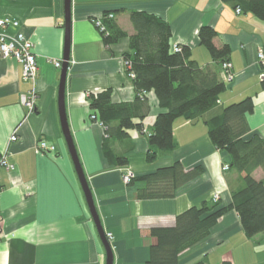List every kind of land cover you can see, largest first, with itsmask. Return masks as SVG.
Segmentation results:
<instances>
[{
	"label": "crops",
	"instance_id": "obj_1",
	"mask_svg": "<svg viewBox=\"0 0 264 264\" xmlns=\"http://www.w3.org/2000/svg\"><path fill=\"white\" fill-rule=\"evenodd\" d=\"M132 11L166 21L171 45L188 47L192 60L202 67H214L224 81L220 63L212 61L198 39L200 27L213 28V45L229 47L233 72V80L224 81L226 89L219 96V105L251 97L254 110L246 116L247 123L251 134L264 139V64L257 58L264 51V21L249 13H236L220 0H71L65 112L101 226L105 234L112 235V264H146L156 242L149 233L152 228L173 227L177 215L210 202L215 193L219 196L216 203L226 206L231 193L243 186L238 173L221 171L222 165L229 164V156L212 145L201 121H174L176 147L158 151L153 162L146 161L147 136L162 111L152 91L146 95L144 132L130 129L127 140L113 144L115 154L127 164L117 166L104 155V130L90 119L87 95L110 89L112 103H132L135 91L124 67L128 38L105 46L94 21L112 14L117 25L131 35ZM6 18L18 25L2 31L7 35L20 32L32 42L38 70L34 81L24 80L20 63L0 58V153L15 167H0V264H106L58 115L60 69L52 61L63 58L64 0H0V19ZM29 93L36 97L33 111L20 103V96ZM14 131L17 140L10 142ZM39 139L54 150L40 153L36 147ZM174 162L185 171L200 166L203 173L181 186L173 198L137 199L136 189L143 183L122 182L127 172L139 178ZM252 176L255 180L264 177L260 169ZM199 261L264 264V234L246 238L236 213L229 211L205 239L178 257V264Z\"/></svg>",
	"mask_w": 264,
	"mask_h": 264
},
{
	"label": "trees",
	"instance_id": "obj_2",
	"mask_svg": "<svg viewBox=\"0 0 264 264\" xmlns=\"http://www.w3.org/2000/svg\"><path fill=\"white\" fill-rule=\"evenodd\" d=\"M234 10L240 9L264 21V0H220ZM118 13V12H116ZM105 13L100 20L105 31L100 32L105 46L128 38L129 51L124 54L126 73H133L135 100L132 103L114 104L111 90L92 92L87 95L90 117L104 130L102 151L108 161L125 166L124 157L117 156L113 144L128 139V130L143 131L142 120L147 110V100L142 91L153 92L162 110L155 117L151 133L147 136L146 161L153 162L158 151L176 147L172 134L174 121L183 119L192 123L201 121L207 128L212 145L229 156V170L238 173L242 188L231 193V202L223 207L217 203L203 202L191 207L175 218L170 228H152L150 236L155 244L150 247L146 264H178L179 255L205 239L217 220L225 213L234 211L243 233L250 239L264 234V177L253 178L260 169L264 175V139L251 134L246 116L253 113L254 103L246 97L227 106L219 105V96L225 91V82L214 67L200 66L190 58L186 46L171 50V28L163 19L145 12L132 11L129 20L133 34L123 31L113 18ZM216 32L209 26L198 31L200 44L208 51L215 63L228 62L230 49L223 45L216 48L213 39ZM264 90V78L261 80ZM138 120V122H135ZM203 173L200 166L185 171L179 162L132 178L142 182L136 189V198L141 200L173 198L176 191ZM195 264H208L199 261ZM222 264H231L223 262Z\"/></svg>",
	"mask_w": 264,
	"mask_h": 264
},
{
	"label": "built area",
	"instance_id": "obj_3",
	"mask_svg": "<svg viewBox=\"0 0 264 264\" xmlns=\"http://www.w3.org/2000/svg\"><path fill=\"white\" fill-rule=\"evenodd\" d=\"M240 9H236V13H240ZM109 18H113V15H110ZM94 24L99 32L105 31L104 26L101 23L100 19H96L94 21ZM18 24L15 21H11L9 19H0V58L1 59H14L18 63L22 65V78L24 80H32L34 81L37 76V60L36 55L33 52V44L32 42L27 39L22 33L17 32L14 35H7L2 30L9 26L16 27ZM179 45H172L171 50L173 52L179 51ZM258 60L264 64V51H259L257 53ZM62 61H52V64L55 68H61ZM128 66L127 62H124V67ZM221 66V72L223 74V79L226 83L231 82L233 80V72L232 67L229 62H222L220 64ZM129 79L134 78L133 73H126ZM148 92L142 91L140 96L143 98H146ZM35 94L29 93V94H23L20 96V103L26 107L29 108L30 111H33L34 104H35ZM91 120L94 119V116L90 117ZM10 142H14L17 140L16 131L11 135ZM37 150L42 153H51L54 150V147L51 145H48L46 141L43 139H39L36 143ZM0 167H4L7 170H14V166L9 164L7 162V158L5 153H0ZM224 171L228 170V165H225L223 167ZM134 178V175L132 173H125L123 177L124 183H129L131 179ZM219 199L218 194L214 195L212 197L211 202L216 203ZM1 215H0V233H1ZM106 239L110 243L112 240V236L110 233H106Z\"/></svg>",
	"mask_w": 264,
	"mask_h": 264
},
{
	"label": "water",
	"instance_id": "obj_4",
	"mask_svg": "<svg viewBox=\"0 0 264 264\" xmlns=\"http://www.w3.org/2000/svg\"><path fill=\"white\" fill-rule=\"evenodd\" d=\"M70 20H71V0H64V30H65V40H64V52H63V58L60 68V76H59V82H58V96H57V103H58V115H59V121L60 126L62 130V134L64 137V141L67 146V150L69 153V156L71 158V161L74 166V170L76 172V175L78 177L81 190L84 195L85 202L87 204L90 216L92 218V221L96 227L98 236L100 238V241L104 247V251L106 254V264H112L113 263V253L110 243L105 237V233L103 231V228L101 226L99 217L97 215L93 197L91 194V191L88 187L86 178L83 174L81 165L78 160V156L71 138V134L68 128L67 118H66V112H65V104H64V95H65V83H66V75L68 70V62H69V50H70Z\"/></svg>",
	"mask_w": 264,
	"mask_h": 264
},
{
	"label": "rangeland",
	"instance_id": "obj_5",
	"mask_svg": "<svg viewBox=\"0 0 264 264\" xmlns=\"http://www.w3.org/2000/svg\"><path fill=\"white\" fill-rule=\"evenodd\" d=\"M225 165H227V164H224V165H222V167H221V171H222V172H225V171L223 170V167H224ZM228 170H229V167H228ZM228 170H227V171H228ZM123 177H124V175H122V182L124 183V181H123V180H124ZM129 183H130V182H129ZM129 183H124V184H125V185H128ZM216 194H218V193H215L214 195H216ZM214 195H212V196H214ZM105 235H106V234H105ZM111 236H112V235H111ZM105 237H106V236H105Z\"/></svg>",
	"mask_w": 264,
	"mask_h": 264
}]
</instances>
